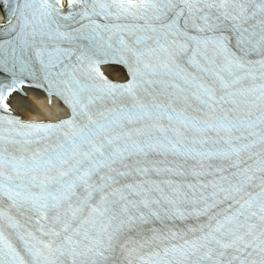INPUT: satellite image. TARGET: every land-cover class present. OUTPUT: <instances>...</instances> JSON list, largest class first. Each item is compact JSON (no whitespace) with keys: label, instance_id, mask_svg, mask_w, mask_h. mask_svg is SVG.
<instances>
[{"label":"snow or ice","instance_id":"obj_1","mask_svg":"<svg viewBox=\"0 0 264 264\" xmlns=\"http://www.w3.org/2000/svg\"><path fill=\"white\" fill-rule=\"evenodd\" d=\"M0 8V264H264V0Z\"/></svg>","mask_w":264,"mask_h":264},{"label":"bare ground","instance_id":"obj_2","mask_svg":"<svg viewBox=\"0 0 264 264\" xmlns=\"http://www.w3.org/2000/svg\"><path fill=\"white\" fill-rule=\"evenodd\" d=\"M114 71V68H112ZM28 109L27 111L21 110L23 114L26 117H40L45 118L48 116H57L58 113L56 112V109L53 106H49L47 103V99L43 97H38V95L35 94H29L28 96ZM53 111H52V110Z\"/></svg>","mask_w":264,"mask_h":264}]
</instances>
